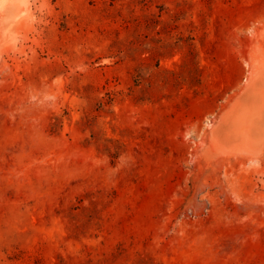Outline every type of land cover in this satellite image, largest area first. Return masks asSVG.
Segmentation results:
<instances>
[{
  "label": "rangeland",
  "instance_id": "374dc122",
  "mask_svg": "<svg viewBox=\"0 0 264 264\" xmlns=\"http://www.w3.org/2000/svg\"><path fill=\"white\" fill-rule=\"evenodd\" d=\"M0 264H264V0H0Z\"/></svg>",
  "mask_w": 264,
  "mask_h": 264
}]
</instances>
